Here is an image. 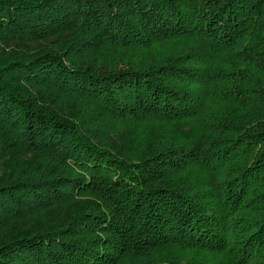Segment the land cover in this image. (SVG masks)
Instances as JSON below:
<instances>
[{
    "label": "trees",
    "instance_id": "1",
    "mask_svg": "<svg viewBox=\"0 0 264 264\" xmlns=\"http://www.w3.org/2000/svg\"><path fill=\"white\" fill-rule=\"evenodd\" d=\"M0 264H264V0H0Z\"/></svg>",
    "mask_w": 264,
    "mask_h": 264
}]
</instances>
